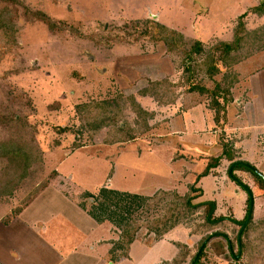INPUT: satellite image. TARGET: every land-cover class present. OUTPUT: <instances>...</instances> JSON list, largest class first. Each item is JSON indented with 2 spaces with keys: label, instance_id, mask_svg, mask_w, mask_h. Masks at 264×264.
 <instances>
[{
  "label": "rangeland",
  "instance_id": "obj_1",
  "mask_svg": "<svg viewBox=\"0 0 264 264\" xmlns=\"http://www.w3.org/2000/svg\"><path fill=\"white\" fill-rule=\"evenodd\" d=\"M263 3L264 0H19L15 17L21 31L16 44L7 46L0 39V103L12 105L14 114L31 126L29 134L35 137L43 162L17 186L16 196L11 197L13 202L7 203L8 207L26 203L25 196L20 195L44 180L46 184L42 188L57 185L58 191L79 211H89L95 220L107 222L109 237L117 235V242L127 227L134 232L128 246L135 240L148 246L152 241H161L140 252L143 261L139 264H161V261L168 264L165 260L170 258L171 262L175 256L180 259V246L189 251L181 264H194L192 255L200 242L216 233L227 235L235 253L240 226L216 223L203 231L197 227L204 223L201 209L180 219L172 229L169 225L155 226L154 222L163 219L171 208L169 202L178 206L174 195L181 196L185 190L187 193L195 183L194 177L204 171L210 159L222 154L224 144L232 150L235 162L242 161L244 155L246 163L259 167V153H262L259 144L264 146V134L258 137V149L249 140L247 145V138L235 132L226 118L218 125L212 120L214 111L209 104L215 85L222 86L226 76L231 81L232 74L247 79L243 85L249 91V99L252 98L251 86L264 73V50L249 58H241L247 50L239 51L234 58L243 60L231 69L232 74L223 72L214 80L205 78L203 65L197 67L202 58H194L190 64L194 68L190 84L205 88L207 93L190 92L183 68L186 62L169 54L161 43H154L148 36L135 37L143 33L146 22L150 21L182 35L189 46L195 41L202 43L207 54L214 45L233 40V32L244 14L248 13L242 20L247 31L264 28V15L249 13ZM23 7L43 12L67 30L51 34L42 23L25 22ZM134 23H138L137 28ZM160 82H163V103L175 98L173 105H160L148 97L140 99L143 98L139 97L140 92L148 88L154 91L157 89L154 84ZM236 87V84L232 87L234 101L241 96L240 102L244 104L242 97L246 93L240 87L236 92ZM120 96L142 101L140 107L151 117L137 119L127 109L117 128L112 129L109 124L102 129L103 122L87 123L93 119L82 116L80 110L93 102L112 108L101 110L100 119L106 120V113L110 117L116 115L115 102ZM257 98V107H263L264 99L259 95ZM190 100L202 105V119L206 123L202 121L201 129L195 128L184 116ZM154 106L155 112L147 109ZM198 119L196 116L195 120ZM146 125L151 129L145 130ZM56 127H61L62 132H55ZM124 127L141 133L140 139L109 145L107 141L112 142L114 137L112 132ZM5 136L0 130V140ZM230 164L223 160L210 171V178L199 181L198 188L204 195L192 203L212 201L216 205L215 217L239 222L246 214V198L250 201L248 189L253 211L251 229L243 236L249 251L241 264H264V184L249 172L235 171L232 174L241 185L228 175ZM18 172L8 170L7 179L17 176ZM189 172L190 175H185ZM175 175L177 180L173 178ZM114 193L148 200L132 205L130 200L114 198ZM155 194V201L149 204ZM215 239H208L201 263L234 264L229 253L217 257L209 252L214 251ZM119 247L123 252L124 246Z\"/></svg>",
  "mask_w": 264,
  "mask_h": 264
},
{
  "label": "trees",
  "instance_id": "obj_2",
  "mask_svg": "<svg viewBox=\"0 0 264 264\" xmlns=\"http://www.w3.org/2000/svg\"><path fill=\"white\" fill-rule=\"evenodd\" d=\"M20 6L19 0H0V39L1 43L8 45H15L17 41V36L21 31L20 26L17 25V18L16 16V7ZM23 17L25 19V22H37L42 23L47 26L48 31L51 34H57L62 31L67 30V27H65L62 24H58L54 21H51L47 16L41 12V11H30L29 8L23 7ZM249 13L256 14L259 17L264 15V3L261 5H258L254 9H252ZM248 14V13H247ZM247 14L242 15L238 22V27L233 32V40L231 42L226 43H218L214 45L209 52H205V49L200 42H193L192 45H188L186 40L182 37V35L176 33L173 30H170L162 25H159L154 22H146V29L143 31V33L135 37L137 39L138 37H146L148 36L151 41L154 43H161L166 51L171 54L172 56L180 57L183 61H185V65H183L185 73H187L185 82L186 84H190V78L194 74V68L190 65L191 62L194 61V58L197 57V59L202 58V60H198L197 67L203 65V72L204 76L207 80H214L216 77L220 76L223 72H228V74H232L231 69L238 65L243 59L241 58H249L255 53H258L260 51L264 50V28H257L251 32L247 31L244 24L242 23V20L244 16ZM134 27H138V23H134ZM97 44H102L99 41H95ZM249 47L251 50L247 48ZM255 48V49H253ZM247 50L248 53H246L241 58H234V55H236L239 51ZM250 52V53H249ZM198 70V69H197ZM230 72V73H229ZM232 80L228 81V77L226 76L225 80L222 81V86L215 85L214 90H212L211 95L212 98L210 100V109L214 111V120L215 123L218 125L220 120L225 119V111L226 106L232 102V96H231V88L236 83L237 79L234 74L231 75ZM235 76V77H234ZM163 82L155 83L154 85L157 86L156 90H152L153 88H148L142 92H140L138 95L139 97H148L154 99L158 104L160 105H173L175 102V98L167 103H163V94L161 93V85ZM192 84V83H191ZM190 84L189 91L190 92H201V93H207L205 88L199 89L196 86H192ZM164 92L165 90L162 89ZM123 102L126 104L129 103L128 107L127 105H123ZM115 108H116V115L109 116V114H105L104 120L103 118L100 119V111H106L107 109L111 110V107H105L104 104L99 102H93L90 106H84L82 108L83 115L82 116H89L88 119L93 120H87V123H93L97 120L103 122L100 128L104 129L107 127L117 128V123H120L124 119V113L125 111H133L135 113L136 118H144L148 119L151 117L150 113H147L144 111L140 105L135 102L134 97L124 98L122 96L118 97L115 102ZM121 105V106H120ZM81 113V112H80ZM110 124V125H109ZM109 125V126H108ZM99 128V129H100ZM122 128V127H121ZM151 127H148L146 125L145 130H150ZM0 130L6 135L2 140H0V199L7 198V195H12L14 190H16L17 186H19L23 181H25L30 174V171L36 166L42 164V154L39 148L36 146L34 140L35 137L30 135L31 126L25 122L21 118H18L13 111V106L9 103L1 104L0 103ZM114 130L112 133L114 134V137L111 139L112 142H109V145H113L116 143H122V142H131L140 139L141 133H138L136 130H130L128 127H124L123 129ZM55 132H62L61 127L54 128ZM124 132H128L129 135L124 134ZM120 134L122 137L120 138ZM141 134V135H140ZM113 136V135H111ZM226 160L230 162V166L234 163H238L234 161V154L229 147L224 144V149L221 155L217 156L216 158H211L210 162L208 163L207 167L204 169V171L197 176L195 183L193 185H190L188 188L187 193L184 196H178L177 194L174 195V198L178 201L176 205L174 206L173 203L169 202L168 206L171 207L168 209L163 217V219H157L158 221L154 222L155 226H163V225H169V229L174 228L177 226V222L180 221V219H184L187 216H189L190 213H195L196 211H199V209L202 210V218L204 220V223L201 224V226H198V228H201L203 231H208L214 224L216 223H223L228 224L229 226L233 227L234 225H238L241 227V225L244 223L248 210H249V198H246V214L242 221L236 222L231 219H226L224 217H215V210L216 205L214 202L209 201L206 203H200L197 205H194L192 202L195 200H198L203 196V191L201 188H198L199 181L205 177H207L210 174V171L223 161ZM234 161V162H233ZM228 167V171L229 168ZM249 166V168L247 167ZM14 169V171H19L18 175L15 177H12L11 179H7L10 176L7 174L8 170ZM232 173L234 174L235 171H245L253 174L262 184H264V177L261 175L257 169L250 166L246 162H243V165H235L232 169ZM233 174L230 176L235 181L240 183L239 179ZM6 179H4V178ZM7 182V183H5ZM7 184V185H6ZM46 184V183H45ZM44 181L40 184L39 188H42L45 186ZM241 184V183H240ZM242 185V184H241ZM200 186V185H199ZM247 189V187H245ZM249 195L251 196L250 191ZM158 194V193H157ZM159 195V194H158ZM164 195V194H163ZM157 195L155 194L152 199H149L148 203L150 204L152 201H155V197ZM165 196V195H164ZM114 198L122 197L123 201H131L132 205L138 203L139 201H147L148 199L140 197V196H132L127 194H116L113 195ZM252 197V196H251ZM112 202H116V199L110 200ZM141 203V202H140ZM130 207V206H129ZM252 218V216H251ZM158 224V225H156ZM154 226V227H155ZM167 227V228H168ZM128 228V227H127ZM124 230V233H121V244L124 246V251H127V246L129 244V241H132L134 239V232L131 233V230ZM251 229V219L248 222L247 226L245 227L244 231L241 234L240 237V247H238L237 243V236L235 238V246L237 247V251L234 253L233 249V243L232 241L227 237V235H224L222 233L211 235L209 234L207 237H205L201 242L200 246L197 249V252L192 255V261L194 264H202L200 259L205 255L207 252V247L209 245L208 239L216 238L214 242L216 241L213 246L215 248L214 251H209L212 253H215V256L220 257L223 256L226 253H229V256L232 258V261L234 264H241L242 259L244 257V254L248 252L249 250L246 248L245 243L243 241V236L247 234ZM240 230V229H239ZM156 231V230H155ZM239 232V231H238ZM165 233V232H164ZM238 234V233H237ZM206 243V244H205ZM182 249V252L180 254L181 258L179 257L172 262V264H181L184 262V260L188 257L189 251L188 248L185 246H180ZM239 249L241 251L240 256L237 258L239 254ZM124 252V254H126ZM231 253V254H230Z\"/></svg>",
  "mask_w": 264,
  "mask_h": 264
},
{
  "label": "crops",
  "instance_id": "obj_3",
  "mask_svg": "<svg viewBox=\"0 0 264 264\" xmlns=\"http://www.w3.org/2000/svg\"><path fill=\"white\" fill-rule=\"evenodd\" d=\"M258 78L259 82L251 86L253 96L250 99L249 91L243 85L247 79L236 78L235 84L246 93V97H242L246 102L244 104L240 102L241 96L234 101V92L231 88L232 102L226 106L225 111V118L232 125L233 130L247 138V145L250 141L256 145L257 149L258 137L264 134V106L257 107V96L264 99V73H260ZM238 87L235 89L236 92H238ZM145 98L147 97L140 99L144 100ZM191 101L190 106L188 105L189 110L185 112L184 116L191 120L189 122H192L195 128L198 126L201 129L202 118H204L202 105ZM137 103L142 106V101H137ZM147 109H150V112H155L156 106ZM208 113L212 115L211 111ZM196 116L199 117L198 120H195ZM212 118L214 120V115ZM203 122L206 123V120ZM214 128H216V124ZM262 144H259V149L263 153L264 146ZM262 153H259V167L254 168L264 177V167L262 168L264 156ZM205 159L204 157L202 161ZM244 159L246 158L243 155L242 161L239 162H246ZM183 160L187 164L186 159ZM182 169H186V167L183 166ZM185 175H190V172ZM173 178L177 180L176 175ZM208 178L210 175L205 177V179ZM42 181L24 195H20L25 196L27 200L24 204L19 203L18 207L15 205V207L9 208L10 205L7 204L10 201L13 202L11 197L16 196L15 190L12 195L0 199V202L6 203L5 206L0 203V264H139L143 261L140 252L144 248L161 243V241L155 240L148 246L140 245V241L135 240L128 246L126 252L124 250L122 252L119 247L122 245L121 241L117 242L118 236L113 234L109 237L108 225H105L107 222L95 220L89 211H79V208L66 200L58 191L57 185L48 184L45 188H39ZM185 194L186 190L181 196ZM169 259L167 258L164 263H172L177 257L175 256L171 262Z\"/></svg>",
  "mask_w": 264,
  "mask_h": 264
},
{
  "label": "water",
  "instance_id": "obj_4",
  "mask_svg": "<svg viewBox=\"0 0 264 264\" xmlns=\"http://www.w3.org/2000/svg\"><path fill=\"white\" fill-rule=\"evenodd\" d=\"M152 17V16H150ZM152 18H156V16L152 17ZM235 165H243V162H238V163H234L233 165L230 166L229 168V171H228V174L231 176L232 175V169L234 168ZM249 168V166H247ZM253 199L252 197L250 196V208H249V211H248V214H247V217L244 221V223L241 225L240 227V230L237 234V243H238V247H240V237H241V234L242 232L244 231L245 227L247 226L248 222L250 221L251 219V216H252V211H253ZM241 251L239 249V254L240 255ZM238 258V257H237Z\"/></svg>",
  "mask_w": 264,
  "mask_h": 264
},
{
  "label": "flooded vegetation",
  "instance_id": "obj_5",
  "mask_svg": "<svg viewBox=\"0 0 264 264\" xmlns=\"http://www.w3.org/2000/svg\"><path fill=\"white\" fill-rule=\"evenodd\" d=\"M231 254V253H230Z\"/></svg>",
  "mask_w": 264,
  "mask_h": 264
}]
</instances>
